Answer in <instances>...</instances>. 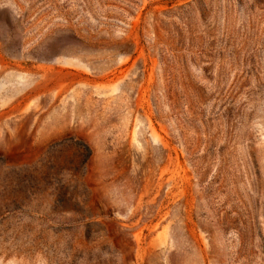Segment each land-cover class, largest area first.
Here are the masks:
<instances>
[{
	"label": "rangeland",
	"instance_id": "obj_1",
	"mask_svg": "<svg viewBox=\"0 0 264 264\" xmlns=\"http://www.w3.org/2000/svg\"><path fill=\"white\" fill-rule=\"evenodd\" d=\"M0 264H264V0H0Z\"/></svg>",
	"mask_w": 264,
	"mask_h": 264
}]
</instances>
